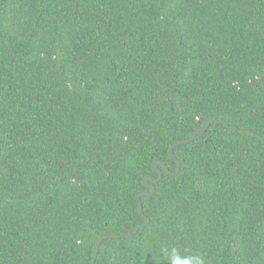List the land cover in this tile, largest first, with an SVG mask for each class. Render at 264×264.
<instances>
[{
  "label": "trees",
  "instance_id": "obj_1",
  "mask_svg": "<svg viewBox=\"0 0 264 264\" xmlns=\"http://www.w3.org/2000/svg\"><path fill=\"white\" fill-rule=\"evenodd\" d=\"M263 73L264 0H0V264H264Z\"/></svg>",
  "mask_w": 264,
  "mask_h": 264
},
{
  "label": "water",
  "instance_id": "obj_2",
  "mask_svg": "<svg viewBox=\"0 0 264 264\" xmlns=\"http://www.w3.org/2000/svg\"><path fill=\"white\" fill-rule=\"evenodd\" d=\"M259 80L261 83L264 84V73L259 76ZM212 122H220V123H224V124L228 125V123L223 119H219V118L208 119L204 122L203 125L195 128L189 137L184 138V139H180V140H178V141H176L170 145V147L168 149V153L171 157H173L176 160V163H177L175 171L170 172L171 174H176L180 170V161L174 156L173 148L176 147L177 145L181 144V143L191 141L192 139H194V137L196 136V134L198 132L207 131L209 125ZM230 127L238 130L237 127H234V126H230ZM242 131L247 132V133H252L251 131H247V130H242ZM259 137L264 138V135H259ZM159 165H163V163L160 160H154L152 162V168L158 172V176H156V177L151 176V175L145 176L143 178V183L146 186V189L141 190L136 194V198L138 201V212H139L143 221L141 223L137 224L130 232L123 234L124 236H131V235L135 234L140 228L145 227L150 223V217L147 216L143 212V205H142L141 196L151 195L156 190L154 182H158L162 178V175H163V171L161 169H159ZM118 236H120V235H118V234H111V235L104 234L97 239L95 248H94L93 253H92V264H95V258H96L97 252L99 251V246H100L101 242L108 237H118Z\"/></svg>",
  "mask_w": 264,
  "mask_h": 264
},
{
  "label": "clouds",
  "instance_id": "obj_3",
  "mask_svg": "<svg viewBox=\"0 0 264 264\" xmlns=\"http://www.w3.org/2000/svg\"><path fill=\"white\" fill-rule=\"evenodd\" d=\"M170 264H205L203 257L199 255L195 256H179L177 259V250L175 248L171 249L168 253Z\"/></svg>",
  "mask_w": 264,
  "mask_h": 264
}]
</instances>
